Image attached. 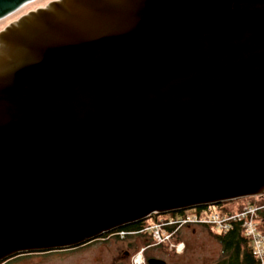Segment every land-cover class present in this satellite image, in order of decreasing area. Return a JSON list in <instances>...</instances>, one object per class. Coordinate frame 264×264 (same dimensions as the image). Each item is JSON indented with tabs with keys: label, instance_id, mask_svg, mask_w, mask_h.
I'll use <instances>...</instances> for the list:
<instances>
[{
	"label": "water",
	"instance_id": "water-1",
	"mask_svg": "<svg viewBox=\"0 0 264 264\" xmlns=\"http://www.w3.org/2000/svg\"><path fill=\"white\" fill-rule=\"evenodd\" d=\"M255 196L264 0H0V262Z\"/></svg>",
	"mask_w": 264,
	"mask_h": 264
},
{
	"label": "flooded vegetation",
	"instance_id": "flooded-vegetation-1",
	"mask_svg": "<svg viewBox=\"0 0 264 264\" xmlns=\"http://www.w3.org/2000/svg\"><path fill=\"white\" fill-rule=\"evenodd\" d=\"M184 211L185 210H181L180 213L176 211L159 214L157 221H152V217L154 218V214H152L145 219L146 222L150 223L141 228L136 226L117 228L83 244L69 248L57 249L62 252H73L72 255L64 258L54 257L46 259L42 257L23 256L24 254L27 255L31 253H38L30 252L12 256L0 262V264H132L134 256H136L139 252L141 253V258L143 259L144 264H150L149 260L151 259L163 261V264H167L165 259L157 256L158 254H155L156 256L146 254L147 250L150 248H160L165 252L166 255L171 256L168 251L170 249L166 250L165 244L163 242H158L155 238H153V231L151 232L145 229L158 221H165L169 219L177 220L179 215L184 213ZM190 211L194 212L195 208L186 209V212ZM184 226H186V230L192 234H189L187 244L183 241L180 242L183 244L182 252H184L186 245L188 246V244L196 237L195 235H197V233L204 232V227L200 225L191 226L189 224H185L178 227L171 226L161 229L163 232L173 230V233L167 240V244L170 246L176 242H179V233L181 228ZM50 251L54 250L43 252Z\"/></svg>",
	"mask_w": 264,
	"mask_h": 264
},
{
	"label": "built area",
	"instance_id": "built-area-1",
	"mask_svg": "<svg viewBox=\"0 0 264 264\" xmlns=\"http://www.w3.org/2000/svg\"><path fill=\"white\" fill-rule=\"evenodd\" d=\"M258 207L246 206L241 212H235L229 215H223L217 211H211L208 207L202 209L200 212L188 213L186 210L180 214L177 220L158 221L145 230L153 231L152 235L158 242H162L164 238H169L173 230L163 232L161 229L171 226L189 225H204L215 228L217 232H227L232 228V223L235 221H242V228L245 235L250 239V247L252 254L257 258L258 264H264V235L258 230L256 221V212ZM165 230V229H164ZM164 233V234H163ZM122 234V233H121ZM177 252H181L183 244L180 243L176 247ZM132 264H144L139 252L134 258Z\"/></svg>",
	"mask_w": 264,
	"mask_h": 264
},
{
	"label": "trees",
	"instance_id": "trees-1",
	"mask_svg": "<svg viewBox=\"0 0 264 264\" xmlns=\"http://www.w3.org/2000/svg\"><path fill=\"white\" fill-rule=\"evenodd\" d=\"M229 205V207H228ZM246 206L258 207L256 212V221L258 230L264 235V196L246 197L241 200H233L216 205L217 211L224 215L241 212ZM206 206L195 208V212H200ZM180 213V211H178ZM174 215V214H172ZM159 214H154L152 221H157ZM151 221V222H152ZM150 222L142 220L133 224L123 226L121 228L136 226L141 228ZM232 228L227 232H217L207 227L210 235L220 245V255L216 259V264H258L257 258L252 254L250 247V239L245 235L242 228V221L232 223ZM172 255L173 250H168Z\"/></svg>",
	"mask_w": 264,
	"mask_h": 264
},
{
	"label": "rangeland",
	"instance_id": "rangeland-1",
	"mask_svg": "<svg viewBox=\"0 0 264 264\" xmlns=\"http://www.w3.org/2000/svg\"><path fill=\"white\" fill-rule=\"evenodd\" d=\"M241 199H236V200H241ZM206 207H208L211 211H217L216 205L215 206L209 205ZM192 212L193 211H190L188 213H192ZM191 226H196V225H191ZM200 226L204 227V232L197 233V235H195L196 237L188 244V246L186 245L184 252H182L183 249L181 250V252H177L176 247L177 245L180 244L181 241L187 244L189 234H192L191 232H188L186 230V226L181 228V231L179 233V237H180L179 242H176L173 245L169 246L167 244V240H168L167 238H164L162 241L165 244L166 250L167 249L173 250L174 254L168 256L160 248H150L147 250L146 254H150L154 256H156L155 254H158L157 256L165 259L167 261V264H216L215 261L220 255V245L210 235L207 229L208 226H204V225H200ZM209 228L213 231H217L215 228L212 227ZM72 254L73 252L71 251L62 252L60 250H54L50 252H41V253L38 252L27 255L24 254L23 256L42 257L49 259L54 257L64 258Z\"/></svg>",
	"mask_w": 264,
	"mask_h": 264
}]
</instances>
